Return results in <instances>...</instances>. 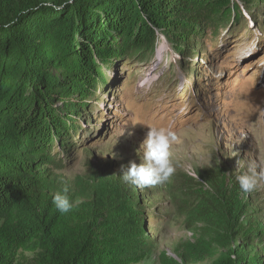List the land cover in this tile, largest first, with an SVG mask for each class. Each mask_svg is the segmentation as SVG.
<instances>
[{
	"label": "rangeland",
	"instance_id": "374dc122",
	"mask_svg": "<svg viewBox=\"0 0 264 264\" xmlns=\"http://www.w3.org/2000/svg\"><path fill=\"white\" fill-rule=\"evenodd\" d=\"M234 4L238 21L202 9L190 51L179 53L161 31L132 45L104 69L67 147L54 149L50 194L67 187L78 205L100 208L127 250L143 256L137 264H213L229 251L243 264H264V179L250 193L236 179L250 160L264 173V0ZM169 124L178 135L174 176L155 187L125 183L148 127ZM34 258L19 253L16 264Z\"/></svg>",
	"mask_w": 264,
	"mask_h": 264
},
{
	"label": "trees",
	"instance_id": "16d2710c",
	"mask_svg": "<svg viewBox=\"0 0 264 264\" xmlns=\"http://www.w3.org/2000/svg\"><path fill=\"white\" fill-rule=\"evenodd\" d=\"M231 1L0 0V264H16L23 252L35 254L34 264L143 259L127 250L100 208L55 209L54 149L67 147L75 119L106 81L104 69L128 58L132 45L144 47L161 31L179 53L190 51L202 9L224 20L242 18ZM213 264L243 263L229 251Z\"/></svg>",
	"mask_w": 264,
	"mask_h": 264
},
{
	"label": "clouds",
	"instance_id": "9594fccd",
	"mask_svg": "<svg viewBox=\"0 0 264 264\" xmlns=\"http://www.w3.org/2000/svg\"><path fill=\"white\" fill-rule=\"evenodd\" d=\"M177 141L178 135L171 124L167 127H148L139 148L142 158H140L139 163L129 162L121 175L123 181L140 188L155 187L169 182L176 172L171 149ZM258 167L255 160H250L247 171L236 177L242 192H252L258 179H264V173L258 174ZM186 172L198 180L197 171L192 165H186ZM202 184L211 190V186L207 182ZM52 203L58 212L67 214L78 205L79 201L74 202L70 198L69 189L64 187L54 194Z\"/></svg>",
	"mask_w": 264,
	"mask_h": 264
}]
</instances>
